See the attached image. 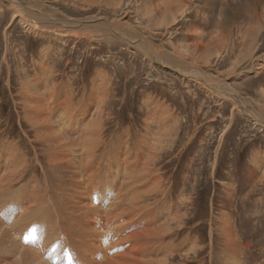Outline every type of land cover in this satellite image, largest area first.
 <instances>
[{
  "label": "rangeland",
  "instance_id": "1",
  "mask_svg": "<svg viewBox=\"0 0 264 264\" xmlns=\"http://www.w3.org/2000/svg\"><path fill=\"white\" fill-rule=\"evenodd\" d=\"M27 1L37 3V9L57 20L54 25H37L36 35L30 37L17 19H11L12 11L0 1V148L3 143L12 144L28 160V167L46 169V155L39 145L32 143L34 132L23 119L21 84L28 83L34 94L47 95L55 89L61 101H67L65 104L71 110L67 111L68 116L74 119L82 113L86 117L97 108L99 102L90 104L88 99L93 84L107 98L103 110L106 115H102L104 148L108 150L117 141L127 145L122 134L129 126L131 137L149 139L153 148L147 146L140 153L146 152L143 160L148 158L149 168L161 178L159 181L167 184L169 198L185 199L181 211L184 229L176 241L195 236L204 249L187 261L182 259L192 252L176 253L175 264H210L208 234L215 230L214 221L223 212L229 215L232 235L237 236L236 243L243 249L241 261L264 264V132L242 114H232L227 101L208 95L205 89L180 78L170 67L171 63L194 67L212 77L217 85L232 87L264 113V0H260L262 5H256L257 0ZM108 22L117 29L110 31ZM220 32L224 40L217 42L219 48L203 49ZM123 34L145 39L155 53L165 55L168 64H150L125 43ZM45 49L49 53L44 62L46 70L34 72L33 61L40 55L45 57ZM151 106L161 107L162 113L167 114L161 117L168 119L165 128L148 119L146 113ZM150 126L161 130L156 133ZM146 133L150 135L145 136ZM154 147L158 148L156 152L159 148L161 151L156 154ZM33 172L28 171L26 179L33 177ZM18 188L19 185L14 189ZM92 198L97 204V196ZM6 219L5 215L0 218L3 228L11 225L4 222ZM35 224L26 226L20 236L24 244L20 243L21 248L28 246L23 248L27 252L23 250L22 264H33L32 251L41 256L44 253L47 264L87 263L89 258L75 248L70 238H61L66 229L47 244L37 239ZM36 226L42 227L40 223ZM213 233V249L217 251L219 244ZM3 240L0 236V247ZM5 243L8 245V240ZM35 245L42 250H35ZM29 246H33L32 250ZM56 246L60 247L58 251Z\"/></svg>",
  "mask_w": 264,
  "mask_h": 264
},
{
  "label": "bare ground",
  "instance_id": "2",
  "mask_svg": "<svg viewBox=\"0 0 264 264\" xmlns=\"http://www.w3.org/2000/svg\"><path fill=\"white\" fill-rule=\"evenodd\" d=\"M0 1L12 11L11 19H17L26 33H30V37L36 35L34 29L37 25H54L57 20L37 9L35 2L29 4L27 0ZM263 2L257 0L256 5H262ZM111 22H108V27L112 28L110 31L113 32L117 28ZM220 34L211 39L203 49L206 51L218 49L217 42L221 43L220 41L224 40L222 34L218 38ZM121 36L125 43L135 48L150 64L153 65L155 62L168 64L165 55L155 53L152 44L145 39H132L126 34ZM45 53V57L40 55L35 63L33 61L34 66L37 67V69L34 67V72H42L46 56L49 55L46 49ZM171 64L170 67L180 78L191 80L205 89L208 95L227 101L231 105L232 114L235 112L242 114L258 130L264 132V113L259 106H256L257 104L241 98L232 87L217 85L212 77L194 67ZM262 68L260 66L259 70L262 71ZM26 84H21L23 119L29 123L34 132L33 141H30L34 145H39L38 147L42 148V154L46 155V169L41 166L40 168L28 167V160L24 159L22 152L17 151L12 144H2L0 148V212L2 214L0 218L2 219V215H5L7 219L4 222L9 221L11 225H6L9 229L0 225L1 238L5 242L8 240V245L4 242V245L0 247V264H22L25 259L23 250L27 252L23 248L27 249L28 246L21 248L20 243H23L20 242V236L24 228L32 223L42 225L38 227L35 224L34 230L38 233L39 242L47 244L55 241L58 238L56 234L66 229L61 238H70L75 248L89 258L86 264H175L176 253L192 252L191 256L187 253L183 254L185 256L182 260L187 261L191 257H196L204 249L199 246L198 238L194 235L191 238L187 236L180 242L176 241V237L184 229V215L181 211L185 199L182 198L181 201L177 200L178 198L170 199L165 186L167 184L164 185L163 181H159L161 178L158 179L155 171L149 168L148 158L147 161L143 160L146 152L142 154L140 150L147 146L152 147L149 146V139L131 137L128 132L131 128L128 126L127 129L125 128L127 131L122 134L123 139L128 141L127 145L117 141L112 142L108 150L104 148L102 115H106L103 110L107 103L104 93L96 91L91 84L88 99L90 104L99 102L98 106L92 114H86L85 117L82 113L74 119L68 116L67 111L70 108L65 104L67 101H61L62 98L55 89L47 95L36 92L34 94L29 91L30 88ZM48 90L51 89L48 88ZM148 110L149 113H146L148 119L159 122L160 128H165L168 119L161 118L167 117V114L162 113L161 107L151 106ZM60 116L64 117L60 118ZM87 117L89 119H86ZM156 128L158 129L157 126ZM145 130H147L146 127ZM159 130L155 132L158 133ZM148 135L150 134H145V136ZM152 139L155 140L154 137ZM137 142L139 146L136 145ZM134 146L138 147L134 148ZM33 149L36 150V148ZM157 149L155 148V152ZM103 163L107 166L103 167ZM255 165L258 164L255 163ZM104 168L107 170L103 173ZM30 170H34L32 174L35 179L31 176L26 179V174ZM18 185L19 188L15 190L14 188ZM102 187L103 190H100ZM92 195L97 196V204ZM216 218L215 230L211 229L208 234L210 264H230L234 261L233 264H238V261L239 264H244V261L240 259V256L244 254L243 249L236 243L237 236L232 235L229 215L223 212ZM69 227L71 234H69ZM213 232L219 244L217 251L213 249ZM31 247L29 246L30 249ZM59 248L56 246L55 250L58 251ZM38 249L42 250L39 245H35V250L39 251ZM43 255L32 251L30 260L33 264H47ZM197 264H203V262L200 261Z\"/></svg>",
  "mask_w": 264,
  "mask_h": 264
}]
</instances>
